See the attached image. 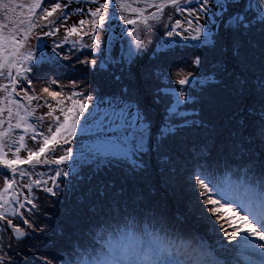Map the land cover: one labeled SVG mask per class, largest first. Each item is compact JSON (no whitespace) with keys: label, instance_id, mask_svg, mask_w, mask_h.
Wrapping results in <instances>:
<instances>
[{"label":"snow or ice","instance_id":"obj_1","mask_svg":"<svg viewBox=\"0 0 264 264\" xmlns=\"http://www.w3.org/2000/svg\"><path fill=\"white\" fill-rule=\"evenodd\" d=\"M73 3L77 7L67 11ZM73 14L81 18L68 24ZM222 25L231 29L228 48L221 46ZM161 29L162 39L149 51L152 35ZM190 47L200 50L192 61L195 69L207 63L213 74L187 71L181 76V69L173 73L178 77L173 84L169 66L175 67V61L168 53ZM146 53L150 66L141 69L142 89L123 84L124 77L115 73L123 86L111 94H101L90 84L89 72L113 65L135 82L132 67ZM257 62L256 89L246 88L236 68L254 69ZM45 64L53 75L65 70L83 75L66 84L57 78H34ZM209 83L218 86L215 94L197 100L194 89ZM248 95L255 97L260 119L247 134L249 126L243 121L225 132L227 123L210 126L192 119L195 113L186 110L196 103L231 110ZM160 123L162 135L155 138V150L160 152V141L171 134L172 155L164 160L184 175L193 194L201 190L202 203L212 206L207 208L211 216L219 220L217 213L225 206L238 213L239 226L230 233L220 226L230 237L227 243L218 240L231 264H264V0H0V222L11 229L9 248L12 238L37 239L14 221L22 220L36 233L45 231L24 215L31 216L37 207L34 187L57 196L61 183L70 187L84 165L99 168L120 161L144 168L137 158L149 151L152 129ZM38 167L48 171L37 172ZM199 203L195 200L194 207ZM211 227L215 231V225ZM3 244L0 234V264H20L4 253ZM64 251L55 255L56 264H62Z\"/></svg>","mask_w":264,"mask_h":264},{"label":"trees","instance_id":"obj_2","mask_svg":"<svg viewBox=\"0 0 264 264\" xmlns=\"http://www.w3.org/2000/svg\"><path fill=\"white\" fill-rule=\"evenodd\" d=\"M225 32H228L229 34L224 36L223 34ZM230 32L231 30H226L222 34L223 39L221 40V46L224 48H228L231 44ZM220 51L221 48L218 47L217 53ZM199 52L200 50L198 48H188L185 50V52L175 51L168 53V59L175 61V67L169 66V78L173 80V83L174 79L178 78L174 77L173 73L181 69L183 70L180 73L181 76L187 71H199L201 75L213 74L210 70L211 65L207 63H205L202 69H195L192 61L196 58V55ZM224 55L227 57L230 55V52H225ZM229 67L231 68L232 65L230 64ZM259 69L260 64L257 62L254 69L251 67L246 69L237 67L236 71L237 73L241 74L242 79L245 80L246 88L256 89L258 79H260ZM91 74V72L88 73V80L89 82L93 83L95 80H97V77L94 75L91 76ZM77 75H79L80 78L83 74L78 73ZM121 75L125 77L124 73H121ZM138 76L140 75L137 74L135 80L140 84L141 80ZM109 78L111 81V89L118 90L123 86L121 82L115 80L114 75H109ZM215 78L219 79V76H216ZM123 84H127L124 79ZM129 87L132 88L131 86ZM217 87V85L209 83L204 85L202 89H194L195 98L199 100L202 95H214V89ZM254 101L255 97L248 95L241 99L238 108L231 110H216L200 103H196L194 106L190 105L186 108V110L195 113V115L191 117L192 119H198L202 121V123H208L210 126L216 125L218 128H221L227 123L229 127H224V131L228 132L229 128L240 126L241 121L250 127L254 121L260 119V108L254 103ZM158 119L162 121L163 116L158 117ZM248 130H250V128L245 129V134H247ZM157 135L159 136L158 133ZM170 136L171 134H169V142ZM152 142V146L149 147L151 154L154 153L156 139H152ZM164 153L167 154L166 152ZM152 161L153 164L151 165V171L158 175V178H155V180H152L148 184L142 183L141 179L139 178L134 180L129 179L128 182L117 180L118 185H115V182L113 181L116 180H114L115 178H113L110 173L111 176L107 175V178L104 182L97 181L100 183L101 187L97 192L92 193L95 200L94 204L89 203L88 195L84 194L83 207L74 208L73 210H71L72 207H70V211H68L65 209V207L63 209H59L60 207L58 203L45 197V202L44 204L42 203V206L44 207V210H48L49 214H53L55 216L54 222L52 224L45 222V224L41 223L34 227L44 228L45 231L43 233H45L46 236H50V239L58 243L60 247L58 249L49 251V254L42 253L37 246V242L44 241V236L40 235L41 233H36L31 229H27L24 231L29 233V236H36L37 239H29V237L26 236V239L24 240L22 239L20 241H15V239L12 238V246L9 248L8 245L10 242V235L4 236V253H6L8 256H15L13 254L22 253L23 255H19L21 257L15 258L20 262V264H25V261L30 257H26L24 255L31 254L30 252H26L28 249H30L32 250L31 257L33 259H29L31 260L30 262H34V264H45V260L47 259L48 264H56L54 259L55 255L62 249H65L63 253L62 264H85V261L90 259L91 254L98 246V242L105 235L114 229L127 226V224H133L138 227L140 226L139 221L143 219H149L153 220L154 223L157 221L159 223L167 222L166 225L173 231H177L178 229L182 230L183 226L177 222L178 217L176 216V213H173L174 209L182 213L181 209L179 208L182 207V203L176 198V196L172 195L173 192L160 178V172H157L160 162L156 161L155 158H152ZM91 169V167H88V172H90ZM97 173L98 178H104L106 175L105 171L103 170H98ZM88 177L89 176L86 175L78 182H82L81 184H83ZM78 186L81 188V191L85 192L80 184ZM185 188L187 191L186 198H192L196 194L195 192L193 194V192L189 190L187 184L185 185ZM196 190L201 191L199 189H195V191ZM70 192L72 191H66L65 194V196L68 198V203L72 199L77 198L75 197V192ZM168 206L170 209H168ZM56 210L59 211L56 212ZM43 217L44 216H34L31 218V221L32 223L37 224L38 222L43 221ZM120 221L125 222V224L117 226V223ZM134 221L137 223L134 224ZM15 224L17 226L19 225L18 223ZM0 227L4 229L3 234H11V229H7L6 224ZM29 246L32 248H29Z\"/></svg>","mask_w":264,"mask_h":264},{"label":"rangeland","instance_id":"obj_3","mask_svg":"<svg viewBox=\"0 0 264 264\" xmlns=\"http://www.w3.org/2000/svg\"><path fill=\"white\" fill-rule=\"evenodd\" d=\"M243 1H244V3H247V0H241V2H243ZM21 2L26 3L27 0H21ZM75 7H77V5L75 3H73L70 6V8L67 9V11H71ZM169 10L170 9H168L166 11H169ZM80 18L81 17L79 15L73 14L69 17L67 23L72 24V23L78 22V20ZM224 22L226 23V20ZM162 32H163V30L161 29L160 33H155L152 35V45H150L149 51H151V49L154 48L156 46V44H158L160 42V40L162 39ZM33 43H35V41H33ZM45 51L50 53L51 48L46 46ZM114 55H116V56L119 55V42H117V44L115 45ZM135 64H136V66L140 65V64H142V65L146 64V66H147V62H145L142 58L138 59ZM119 68H120V66L113 65L107 71L97 69L95 74L92 73L91 76L94 75L95 77H99L100 74L109 75L108 72L110 70L119 69ZM40 70H41V68H38L33 73L34 78H39L41 76L39 74ZM130 82H132V81H130ZM66 83H68L67 80H66ZM141 83H142V88H143L145 81L142 79ZM147 83L151 84V83H153V81L149 80V81H147ZM39 87H40V84H37V88H39ZM101 94H106V93H103L101 91ZM109 94H111V93H109ZM173 122L175 123L177 121H173ZM162 127H163V123L157 124L156 126L153 127L152 136L149 139L148 147L152 146V144H153L152 139H155L156 136H158L157 133L159 135H162V133L160 131V129ZM28 144L31 147H35V145L32 143V141H30V142L28 141ZM163 148L167 151V149L170 148V144L165 143ZM163 148L161 149L160 152H157L155 150V145H154V153L153 154L150 153V149H149V151L147 153H143V154H141L140 157L137 158L138 163H143L145 165L144 168L135 169V168H133V166L131 164H129L127 162L114 161V162L108 163L109 170L105 169L106 175L104 176V178H98L97 177L98 173H97V170L95 168L92 170V173L94 174V176H92V177L89 176L88 178H86V180L83 184H81L82 182L79 183L78 180L75 178L76 181L78 182V184L74 187L75 189L73 190L76 193V197L78 199H81L84 194H87L88 198H89V202L94 204L95 200H94L92 193L97 192L101 187L100 183L97 181L104 182L105 179L107 178V175H110V173L113 176V178L116 179V181H113V182H115V185L116 184L118 185L117 180H122L123 182L124 181L128 182L129 179L134 180L136 178L141 179L142 183L148 184L152 180H155V178H158L157 177L158 175H156L155 173H153L151 171V167H152L151 165L153 164L152 158H155L156 161L160 162V166L157 169V172H160L159 173L160 178L165 182L166 185H168L170 190L173 192L172 195L176 196V198L179 201H181V203H182L183 208L182 207H179V208L181 209V211L183 213H181L179 211H178V213L182 214V217L184 220H186V222H188V216H189L190 222H191L190 224L198 231L201 238H195L193 236L192 232H191V236H189V237L195 238L199 241V243L201 245L202 252L205 253L208 257H210L212 264H231V256H228L227 259H224L223 257H221L220 254H218V252L222 251V248H220L218 241L214 242V237L208 236L206 234V231L204 230V227L206 225H208L207 224L208 222L206 220H204L203 217H207L208 221H210L211 214L207 211V208H210L212 206L211 205L205 206L202 203L203 197H201L200 191H197V190L195 191L196 194L192 198H189V197L186 198L187 197V191L185 188L186 183L184 181V175L182 173H180L179 170L174 172L172 170L171 164L169 162H165V160H164L165 156L166 155L171 156L172 152H168L167 154H165L163 151ZM22 155H26V153H22ZM24 168L27 169L29 167L26 166ZM101 168L104 169L105 166H101ZM135 172L137 174H134ZM17 178L19 179V177H17ZM36 178H39V177H35V176L33 177V179H36ZM160 178H159V180H160ZM27 179L28 178L25 177V181H27ZM61 179L63 180L64 178H61ZM79 184L85 190V192L80 190L81 188L78 186ZM102 185H105V184H102ZM50 186H51V184H50ZM193 186H194V180H193ZM33 190H36V187H34ZM85 198H87V197H85ZM197 199L200 200L201 203H199L198 205H195V207H194V202ZM41 201L44 204L45 196L42 198ZM63 205H65L64 207L66 210L70 211V205L69 204H65V202H64ZM80 206H82V205H80L79 202H75L73 204L71 210H73L74 208H79ZM228 207H230V206H225V208H221L218 211V213H217V216L219 217L218 222L223 221L224 223H226L229 226V228H231L233 230V228L239 226L238 221L236 220V216L238 215V213H234L232 211H229ZM168 209H170L169 206H168ZM200 209H203L202 213L199 211ZM54 219L55 218H51V217H43V221L48 222L49 224H52L54 222ZM40 235L44 236L43 239H45L44 241H38L37 242V246L39 247V249L42 253L49 254V251L58 249L60 247V245L58 243H56L54 240L50 239L51 238L50 236H46V234L43 232ZM186 238H187V234L184 237L179 236V240H181V241H183ZM13 255H15V256H12V255L11 256L12 257H21V256L17 255V253L13 254ZM31 256H32V254L26 255V257H30L29 259L33 260ZM29 259L27 261H31Z\"/></svg>","mask_w":264,"mask_h":264},{"label":"clouds","instance_id":"obj_4","mask_svg":"<svg viewBox=\"0 0 264 264\" xmlns=\"http://www.w3.org/2000/svg\"><path fill=\"white\" fill-rule=\"evenodd\" d=\"M85 264H212L199 241H174L151 226H123L105 235Z\"/></svg>","mask_w":264,"mask_h":264},{"label":"bare ground","instance_id":"obj_5","mask_svg":"<svg viewBox=\"0 0 264 264\" xmlns=\"http://www.w3.org/2000/svg\"><path fill=\"white\" fill-rule=\"evenodd\" d=\"M123 224H125V222H121V221H120V222L117 223V226H120V225H123ZM132 226H135V225H131V226H129V227H132ZM135 227H137V226H135ZM137 228H138V227H137ZM158 229H161V228L158 227ZM181 242H182V241H181Z\"/></svg>","mask_w":264,"mask_h":264}]
</instances>
